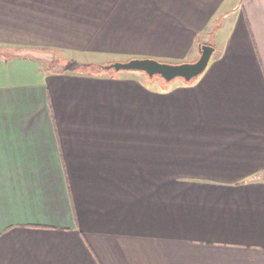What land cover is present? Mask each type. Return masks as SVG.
I'll list each match as a JSON object with an SVG mask.
<instances>
[{
    "label": "crops",
    "instance_id": "0c3cea01",
    "mask_svg": "<svg viewBox=\"0 0 264 264\" xmlns=\"http://www.w3.org/2000/svg\"><path fill=\"white\" fill-rule=\"evenodd\" d=\"M0 264H264V0H0Z\"/></svg>",
    "mask_w": 264,
    "mask_h": 264
},
{
    "label": "water",
    "instance_id": "95a60500",
    "mask_svg": "<svg viewBox=\"0 0 264 264\" xmlns=\"http://www.w3.org/2000/svg\"><path fill=\"white\" fill-rule=\"evenodd\" d=\"M213 52V47L202 44L199 47V57L192 62L166 63L153 58H132L127 61H116L101 64L103 70L113 68L119 70H136L144 72L148 78L157 76L169 82L175 78L190 81L204 71Z\"/></svg>",
    "mask_w": 264,
    "mask_h": 264
},
{
    "label": "rangeland",
    "instance_id": "374dc122",
    "mask_svg": "<svg viewBox=\"0 0 264 264\" xmlns=\"http://www.w3.org/2000/svg\"><path fill=\"white\" fill-rule=\"evenodd\" d=\"M7 49V48H6ZM14 49V50H13ZM11 48L10 50H13V54L15 55L14 52H22L21 54H16V55H23V56H30L33 57L43 63H46L48 65V63L52 60L54 63V65L51 64L50 69H62L65 71H79L80 68V64H91V63H96V60H99L100 58L96 55H92V56H78L77 54H72L69 52H65V51H60V50H55V49H48V48H31V47H15V48ZM56 57V59H55ZM153 58L156 59L158 61L161 62H166V63H181L184 61H176L173 59H169V58H164L162 56H157L156 54H146V55H134V56H115L113 57L112 60H110V62H116V61H127L130 60L132 58ZM91 62H90V61ZM76 61V62H74ZM79 62V63H78ZM108 62V63H110ZM76 63V64H75ZM77 63L79 65H77ZM107 73L113 74L114 72L117 73H143L141 71H136V70H119V71H115L113 68H110L108 70H105ZM154 79V85H158V82H162L163 79L160 77H153ZM177 80V79H175Z\"/></svg>",
    "mask_w": 264,
    "mask_h": 264
},
{
    "label": "trees",
    "instance_id": "16d2710c",
    "mask_svg": "<svg viewBox=\"0 0 264 264\" xmlns=\"http://www.w3.org/2000/svg\"><path fill=\"white\" fill-rule=\"evenodd\" d=\"M56 59V57H55ZM76 64V63H75ZM77 65H79L77 63ZM101 64H80V68H79V71L81 72H89V73H97V72H100V71H103V69H101L100 67Z\"/></svg>",
    "mask_w": 264,
    "mask_h": 264
}]
</instances>
